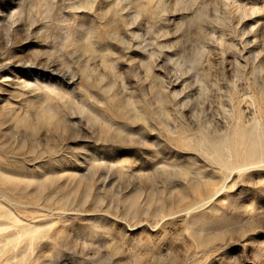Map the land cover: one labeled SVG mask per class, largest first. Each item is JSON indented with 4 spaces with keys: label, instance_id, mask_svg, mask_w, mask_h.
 Listing matches in <instances>:
<instances>
[{
    "label": "rangeland",
    "instance_id": "374dc122",
    "mask_svg": "<svg viewBox=\"0 0 264 264\" xmlns=\"http://www.w3.org/2000/svg\"><path fill=\"white\" fill-rule=\"evenodd\" d=\"M0 207V264H264V0H0Z\"/></svg>",
    "mask_w": 264,
    "mask_h": 264
},
{
    "label": "bare ground",
    "instance_id": "6f19581e",
    "mask_svg": "<svg viewBox=\"0 0 264 264\" xmlns=\"http://www.w3.org/2000/svg\"><path fill=\"white\" fill-rule=\"evenodd\" d=\"M217 195H219V194H217ZM217 195H216V196H217ZM216 196H214V198H215ZM5 214H7V212L2 211V210H1V207H0V215H5ZM1 229H3V228L0 226V230H1ZM35 231H36L35 226L26 225V224L22 225V232H23V233L33 234ZM11 233H12V232H9V233H7L5 236H8V235L11 234ZM11 235H12V234H11Z\"/></svg>",
    "mask_w": 264,
    "mask_h": 264
}]
</instances>
